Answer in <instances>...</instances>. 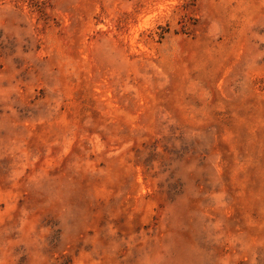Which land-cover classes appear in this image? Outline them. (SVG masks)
Listing matches in <instances>:
<instances>
[{
	"label": "rangeland",
	"instance_id": "obj_1",
	"mask_svg": "<svg viewBox=\"0 0 264 264\" xmlns=\"http://www.w3.org/2000/svg\"><path fill=\"white\" fill-rule=\"evenodd\" d=\"M0 264H264V0H0Z\"/></svg>",
	"mask_w": 264,
	"mask_h": 264
},
{
	"label": "trees",
	"instance_id": "obj_2",
	"mask_svg": "<svg viewBox=\"0 0 264 264\" xmlns=\"http://www.w3.org/2000/svg\"><path fill=\"white\" fill-rule=\"evenodd\" d=\"M42 5H44L43 2H41V5H36V6L40 7V6H42Z\"/></svg>",
	"mask_w": 264,
	"mask_h": 264
}]
</instances>
